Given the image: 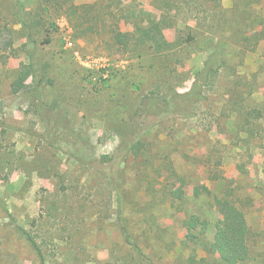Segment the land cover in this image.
<instances>
[{
  "label": "rangeland",
  "instance_id": "rangeland-1",
  "mask_svg": "<svg viewBox=\"0 0 264 264\" xmlns=\"http://www.w3.org/2000/svg\"><path fill=\"white\" fill-rule=\"evenodd\" d=\"M73 2L93 4L98 30L86 38L55 0H0V264L39 261L17 225L37 235L47 264H148L123 226L154 264H264V0L203 1L200 15L163 31L180 39L164 53L124 51L108 27L134 31L122 18L130 8L159 19L157 0ZM218 48L224 67L184 100ZM29 62L30 87L14 93ZM163 95L176 106L158 103ZM104 155L114 180L99 171ZM217 198L246 214L244 262H225L214 245ZM192 215L208 222L195 240Z\"/></svg>",
  "mask_w": 264,
  "mask_h": 264
},
{
  "label": "trees",
  "instance_id": "trees-1",
  "mask_svg": "<svg viewBox=\"0 0 264 264\" xmlns=\"http://www.w3.org/2000/svg\"><path fill=\"white\" fill-rule=\"evenodd\" d=\"M203 1L206 2V0H157V2H159V8L162 10V14L159 19H156L152 13L145 12L142 9L137 11L135 8H130L127 14L122 15V18L125 21L127 20V22L131 20L135 26V30L124 31L121 29L117 21H113L108 26L112 40L116 46L122 48L124 51L130 49L133 45L139 46L150 44L158 53H164L165 51L171 50L177 46L180 39L169 41L164 37V35H162L163 31L167 28L176 26L178 20L184 12H186L187 16L193 14L200 15V12L203 11ZM55 4H58L61 8L65 9V13L72 21L75 29V35L78 39L86 38L88 32H96L98 30V25L91 22L92 20L87 18L88 10L93 6V4L79 5L74 3L73 0H55ZM124 7L125 5H122V10ZM113 16H116V13H114ZM142 17L147 20L146 26H142L139 22ZM22 20L23 26L26 27L25 20L23 18ZM193 39L194 37L189 34L187 40L191 41ZM51 41V37L48 36L46 38V43H50ZM225 63L226 61L223 57L221 49L218 48L212 52L207 58L204 68L197 73V78L193 84V88L189 92L182 94L181 97L184 100L199 99L203 94L201 90L202 87L207 86L211 83V81H213V79L216 78ZM34 75V63L29 62L21 69L17 79L14 81L12 86L13 92L20 93L27 90L30 87L28 80L31 77H34ZM174 98L175 97L170 99V97L163 95L162 97L157 96L156 101L162 104L165 103L172 107L176 106ZM1 119L2 117L0 113V124ZM135 140L132 142V149H136V146L138 145V141ZM75 158L87 164H90L92 161L84 154H76ZM114 159L113 155H104L100 158V160H98L100 163L99 166L107 172L102 169L99 171L113 180L114 175L116 176L118 171L115 169L116 171L111 173V165L109 166V164H111ZM113 182L116 184V189L119 190L118 182H116V180ZM216 200L217 206L223 215L224 220L218 222L216 225L214 245L216 248L222 250V259L225 262H244L249 259L251 254L249 239L252 236V229L246 214L233 201L227 198H217ZM185 224L188 231L187 236L191 240H195L199 237V234L195 232L199 226H202V233H205L208 228V222L201 220V218L197 215H192ZM16 228L18 232L26 238L32 249L36 252L39 259L37 264H47L44 251L38 241L37 235L20 225H17ZM122 231L125 240L134 248L137 255L145 259L148 264H154L145 255L142 248L133 240L132 235L125 226L122 227Z\"/></svg>",
  "mask_w": 264,
  "mask_h": 264
}]
</instances>
